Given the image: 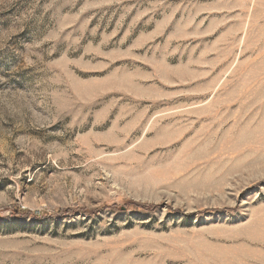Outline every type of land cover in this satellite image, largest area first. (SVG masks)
<instances>
[{
	"label": "rangeland",
	"instance_id": "obj_1",
	"mask_svg": "<svg viewBox=\"0 0 264 264\" xmlns=\"http://www.w3.org/2000/svg\"><path fill=\"white\" fill-rule=\"evenodd\" d=\"M0 264H264V0H0Z\"/></svg>",
	"mask_w": 264,
	"mask_h": 264
}]
</instances>
